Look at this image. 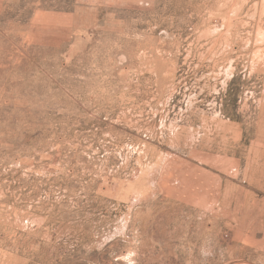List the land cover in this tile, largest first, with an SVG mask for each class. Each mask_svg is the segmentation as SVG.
I'll use <instances>...</instances> for the list:
<instances>
[{
  "label": "rangeland",
  "instance_id": "374dc122",
  "mask_svg": "<svg viewBox=\"0 0 264 264\" xmlns=\"http://www.w3.org/2000/svg\"><path fill=\"white\" fill-rule=\"evenodd\" d=\"M0 264H264V0H0Z\"/></svg>",
  "mask_w": 264,
  "mask_h": 264
}]
</instances>
